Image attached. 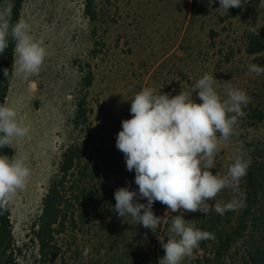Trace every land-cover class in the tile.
Returning a JSON list of instances; mask_svg holds the SVG:
<instances>
[{
  "label": "rangeland",
  "instance_id": "1",
  "mask_svg": "<svg viewBox=\"0 0 264 264\" xmlns=\"http://www.w3.org/2000/svg\"><path fill=\"white\" fill-rule=\"evenodd\" d=\"M7 2L1 0L0 9ZM98 4L102 18L97 30L104 45L92 57L91 24L83 12V0L22 3L20 19L29 23L31 34L47 55L38 74L26 76L14 69L5 98L30 129L15 142L19 157L31 170L27 186L10 201L11 229L20 247L18 264H38L36 245L30 240L32 225L62 152L72 142L83 141V133L73 131L71 119L86 63L94 74L88 93L93 110L88 129L92 140L86 158L98 167L99 190L87 205L86 222L75 233L58 236L61 254L46 264H92L98 260L106 264L115 237L123 244L134 239L138 247H144L142 251L138 248L137 264H158L164 249L156 234L149 249L144 242L145 228L113 210L117 188H138L135 172L127 170L124 155L116 147V137L122 121L131 118L130 99L142 88L176 95L211 73L222 96L231 84L250 97L247 107L264 113V74L249 72V65L256 64L255 57L244 51L245 35L264 26V0H246L240 7L229 8L228 12L239 10L233 17H226L228 12L218 8L219 0H214L211 8L207 0H98ZM193 96L200 102L195 93ZM244 121L240 119L239 135L221 143L213 173H227L233 155L244 146L242 139L260 140L264 135L263 121ZM231 195L225 189L216 200L227 202ZM166 211L167 206L162 210L164 216L170 214ZM201 214L183 213L187 220ZM85 247L91 249L87 257L83 255ZM243 252L239 240L221 264H242ZM201 258V250L193 251L182 264H201Z\"/></svg>",
  "mask_w": 264,
  "mask_h": 264
},
{
  "label": "clouds",
  "instance_id": "2",
  "mask_svg": "<svg viewBox=\"0 0 264 264\" xmlns=\"http://www.w3.org/2000/svg\"><path fill=\"white\" fill-rule=\"evenodd\" d=\"M213 2L207 0L209 8ZM245 2L219 0L218 8L228 12ZM11 7L8 4L0 9V53L9 47L11 40L15 71L26 76L38 74L46 49L33 37L26 20L11 23ZM248 70L264 74V67L257 64H250ZM3 75L9 77L8 68ZM216 80L214 74L205 73L190 90L181 89L176 95L142 88L130 99L131 118L122 121L116 137V147L124 155L127 170L135 172L138 188L134 190L130 185L117 188L113 210L119 217L129 216L132 223L156 234L164 249L158 264H182L201 241L215 238L214 233L197 227L194 220L185 219L183 213L224 215L244 204L240 184L249 167L246 153L233 155L225 175L213 173L212 169L216 168L221 143L239 135L240 118L245 116L243 109L250 103V97L231 84L222 96L216 89ZM29 131L18 119L14 106L0 104V149L16 150V140ZM30 176L31 170L17 150L12 156L0 154V211L7 210L11 198L27 186ZM225 189L231 191V199L217 201ZM141 199L146 203H141ZM157 201L167 206L166 213H177L170 216L163 235L158 231L162 217L153 211ZM90 251L85 247L83 255L87 257Z\"/></svg>",
  "mask_w": 264,
  "mask_h": 264
},
{
  "label": "trees",
  "instance_id": "3",
  "mask_svg": "<svg viewBox=\"0 0 264 264\" xmlns=\"http://www.w3.org/2000/svg\"><path fill=\"white\" fill-rule=\"evenodd\" d=\"M1 1V0H0ZM24 0H8L11 7V23L20 19V11ZM195 3V1H194ZM237 8L230 9L225 15L235 16ZM83 12L91 24L92 57L104 45L102 35L98 34L97 25L102 18V11L98 0H83ZM14 44L10 40L9 47L0 53V104L5 103L10 83L13 78ZM244 51L254 55L257 65L264 67V26L256 31L248 32L244 37ZM82 86L75 95V107L71 119L73 131L82 134L83 141H74L61 154L57 173L50 179L47 190L41 201V210L32 225L30 240L36 245L38 264H46L55 260L61 254L58 236L67 232L75 233L88 217L87 205L95 200L99 190V170L96 163L86 158L87 145L92 140L89 129L92 107L89 105V88L94 74L89 63H86ZM9 69V77L3 75L4 69ZM244 122L248 119L264 122V113L258 108L248 106L244 108ZM241 119V118H240ZM250 123V122H247ZM241 137V135H240ZM242 139V138H241ZM249 159L247 174L242 178L240 190L244 197V204L234 211H227L224 215L211 212L201 214L194 219L201 230L214 233V239L203 240L194 249L202 251L201 264H221L226 253L239 240H242L244 252L242 264H264V135L260 140H241ZM0 154L12 156V148L0 149ZM231 197H229V200ZM228 200V201H229ZM166 205L154 202L153 211L161 216L159 233H166L171 215L162 214ZM236 212V214H235ZM153 233L145 228L144 242L150 249ZM114 238L110 255L106 264H137L138 248L135 240H128L123 244L122 239ZM121 243V245H120ZM20 247L16 245L10 222V203L6 211H0V264H18L17 255ZM164 251L160 252V256ZM146 262V261H145ZM146 263L150 264L149 261ZM92 264H102L96 261Z\"/></svg>",
  "mask_w": 264,
  "mask_h": 264
}]
</instances>
